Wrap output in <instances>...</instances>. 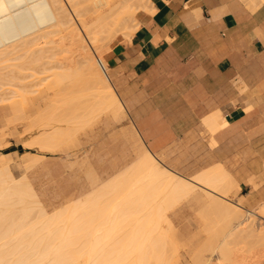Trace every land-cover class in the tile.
<instances>
[{
	"label": "bare ground",
	"instance_id": "1",
	"mask_svg": "<svg viewBox=\"0 0 264 264\" xmlns=\"http://www.w3.org/2000/svg\"><path fill=\"white\" fill-rule=\"evenodd\" d=\"M151 2L0 0V66L7 61L12 64L9 60L22 58L26 52V58V54L31 56L26 66L30 61L41 63L45 59L41 65L45 67L48 63L50 66L45 70H54L51 78L46 76L49 78L46 86L55 90L52 100L118 99L110 83L105 55L116 37H131L139 26L138 13L149 10ZM56 35L59 36L57 39L54 38ZM2 70L0 90L6 85L5 91L9 90L12 99L18 95L19 91H15L18 87L22 95L23 84H26L22 83L23 71L19 70L20 75L11 69L9 77L5 75L7 71L4 74ZM44 80L37 79V82L41 84ZM29 82L32 91L35 83ZM9 93L7 96L2 93L0 101L8 100V96L10 99ZM14 98L8 100L13 104L12 109L15 105L14 108H20L23 95L21 102L17 96L19 103L15 104ZM103 108H86L89 111L81 114L80 124ZM58 109L49 108V120L40 119L36 123L43 121L42 126L47 127ZM12 111V115H17V108L16 112L15 109ZM71 130L57 127L54 139L48 133H39L35 136L38 138L36 144L41 149H48L58 142L60 133L66 135ZM1 135L2 139L5 135ZM4 156L6 153L0 151V164ZM6 165H0V264H179L174 263L178 248L174 246L175 242L171 244L175 240L169 239L171 219L167 211L200 186L198 181L206 185L204 190L208 196L199 209L210 233L209 247L205 248L209 253L200 248L190 249L195 252L189 253V248L186 249L185 255L192 258L191 264H248V257H251V263H254L252 257L258 258L256 261L260 263L264 261V225L255 219L264 220V202L256 211L246 208L243 200L230 198L238 185L220 164H212L194 174L192 182L168 171L147 153L145 178L132 180L127 194L120 188L119 181H114L50 212L39 200L27 176L15 177ZM164 222L169 228H162Z\"/></svg>",
	"mask_w": 264,
	"mask_h": 264
},
{
	"label": "crops",
	"instance_id": "2",
	"mask_svg": "<svg viewBox=\"0 0 264 264\" xmlns=\"http://www.w3.org/2000/svg\"><path fill=\"white\" fill-rule=\"evenodd\" d=\"M151 1L149 10L138 13L131 37L113 41L105 55L118 99H51L42 119L49 120V108L60 109L43 132L54 139L57 127L72 130L60 133L46 150L64 151L77 127L101 112L118 121L128 115L123 133L135 136L133 161L105 179L90 165L87 192L119 181L127 194L132 180L145 178L150 153L192 182L194 174L220 164L238 185L235 200L259 206L264 202V0ZM95 106L104 108L80 124L81 114ZM198 184L183 198L200 208L208 196L206 185Z\"/></svg>",
	"mask_w": 264,
	"mask_h": 264
},
{
	"label": "rangeland",
	"instance_id": "3",
	"mask_svg": "<svg viewBox=\"0 0 264 264\" xmlns=\"http://www.w3.org/2000/svg\"><path fill=\"white\" fill-rule=\"evenodd\" d=\"M47 27L49 26H46V28ZM58 37V35L54 36L55 39ZM121 38V36H118L113 41ZM25 53L23 54L22 58H19L21 59L20 62L19 59H13L12 61L9 60L12 62V64H9L7 61V65L4 63V66H0V71L3 69L4 71L2 70V72L5 74L6 70L8 74L6 73L5 75L9 77L12 73L9 71L11 69L12 71L15 69L20 73V75L21 71H23L24 74L22 73L21 75L23 76L22 83H26L23 84L24 88H22V102L20 100L22 97V95H20L21 88L15 87V91H19V93L16 95V97L14 96L15 98L12 96L15 99V104L19 103V101L21 102V104L19 103V105H21L20 108L19 106L16 107L18 112H16V108H14L16 105L13 106L12 109L11 105L13 104L12 102L10 103V101H8H13V98L11 99V93H9V90L5 91L6 85L4 86V90H0V95L2 93L3 96L5 94L7 96V93L10 95V99L8 96V100L0 101V132L2 134L4 133L3 135H5L3 136L0 134L1 137L3 136L2 139L0 138L2 143V147L0 146V151L3 153H8L7 156L2 157L4 160H2L0 165L2 166L4 164L5 166L7 163L10 171L17 178L21 175L27 176V178L32 181L33 186L39 193V196L46 209L50 212L56 207L69 204L74 198L80 196L83 192H87L92 188L90 178L88 177L90 165L93 166L94 172L99 175L101 179H105L109 175L124 167L126 164H129L131 161H133V146L135 144V136L131 134L130 130L127 131L125 135L123 133L124 127L130 123L128 115L125 119L118 121L115 119L113 114L109 116V112H101L94 119L77 127L74 139H71L67 144L64 145L67 146L64 151L54 152L51 150L41 149L39 144H36L38 138L36 139L35 136H39V133L41 135L45 129L42 126L43 121L39 123L36 122L43 118L40 113L55 94L54 89H49V85L46 86L47 82L49 83V78L46 79V76L51 78L53 76L54 70H45L46 66L50 67L48 63L45 64V67H43L44 64L41 65L44 63L43 61H45V59H42L41 63L39 61L37 63L30 61V65H33V67H31L29 63H27L26 66V61L28 60L29 62V60H31V56L29 57L28 54H26V58ZM29 55H31V53H29ZM46 61L48 62L47 59ZM13 63L17 64L12 66ZM20 64H23L20 67L21 69L19 68ZM8 65H11V69H9ZM16 66L17 68H15ZM39 67H41V69H39ZM16 71H14V74H16ZM36 72L41 74L37 75ZM7 76L5 78H7ZM44 77L46 82L43 79ZM37 79L39 81L42 79V81L44 80L45 83L41 82L40 84L37 82ZM29 80H31L32 83L34 82L35 85L37 84L36 86L33 85L35 88L32 87V91L29 88ZM32 83L30 84L31 86ZM8 87L11 89L12 85L9 84ZM19 95L21 96L20 98ZM17 96L19 101H17ZM14 109L16 112L15 114L17 115H12L14 112L12 110ZM19 109L21 112H19ZM18 115H20V117ZM11 116H16L15 120L13 117L7 120V118ZM21 116L24 119H22ZM9 120L10 122H8ZM58 126H65V123H62ZM51 128L52 127H49L47 130H50ZM89 156H91V161H88V159H90ZM197 192L203 193V190L197 189ZM233 195H236V193H232L230 198L232 197L233 199ZM191 200L192 199L190 197H185L178 202L177 206L171 212L168 211V213L170 212L171 219L170 228L165 224V222L162 225L163 229L166 226L167 227L165 229H171L169 236L172 238L169 237V239H174L175 241H172L171 244L173 245V242H175L174 246H177L178 248V255L175 258L174 263H193L192 258L185 255V253L190 249L196 251L200 248L205 250L202 252L207 254L209 253V251L206 249L209 247L210 233L205 227V218L201 215L199 208ZM245 206L254 207L258 206V203L252 206ZM259 208H261V204L258 206V208L256 207L255 210L257 211ZM258 213L261 212L258 211ZM244 215H246V212ZM207 218L209 217L207 216ZM255 219H257L256 221L260 223V225H264V220L259 219L258 217ZM207 220H210V218ZM201 246H203V248H201ZM186 249L188 250L186 251ZM193 250H191V252L189 251V253L195 252ZM250 258L251 257H248V260L246 261L249 262L248 264L252 262L249 260ZM252 258L255 264H264V261L260 263L259 261H256L258 258ZM213 259H216V257L213 256Z\"/></svg>",
	"mask_w": 264,
	"mask_h": 264
},
{
	"label": "built area",
	"instance_id": "4",
	"mask_svg": "<svg viewBox=\"0 0 264 264\" xmlns=\"http://www.w3.org/2000/svg\"><path fill=\"white\" fill-rule=\"evenodd\" d=\"M99 63H100V65L102 66V67H104V64H103V62L99 59Z\"/></svg>",
	"mask_w": 264,
	"mask_h": 264
}]
</instances>
